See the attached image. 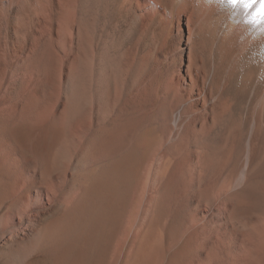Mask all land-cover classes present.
<instances>
[{
    "label": "bare ground",
    "instance_id": "1",
    "mask_svg": "<svg viewBox=\"0 0 264 264\" xmlns=\"http://www.w3.org/2000/svg\"><path fill=\"white\" fill-rule=\"evenodd\" d=\"M258 9L0 0L2 263L264 264Z\"/></svg>",
    "mask_w": 264,
    "mask_h": 264
},
{
    "label": "snow or ice",
    "instance_id": "2",
    "mask_svg": "<svg viewBox=\"0 0 264 264\" xmlns=\"http://www.w3.org/2000/svg\"><path fill=\"white\" fill-rule=\"evenodd\" d=\"M221 4H227L232 9L242 8L244 10L253 8L259 3V9L253 15L252 23H264V0H219Z\"/></svg>",
    "mask_w": 264,
    "mask_h": 264
},
{
    "label": "rangeland",
    "instance_id": "3",
    "mask_svg": "<svg viewBox=\"0 0 264 264\" xmlns=\"http://www.w3.org/2000/svg\"><path fill=\"white\" fill-rule=\"evenodd\" d=\"M0 258H1V257H0ZM37 261H41V260H37ZM2 262L4 263L3 259L1 258V259H0V264H3Z\"/></svg>",
    "mask_w": 264,
    "mask_h": 264
}]
</instances>
